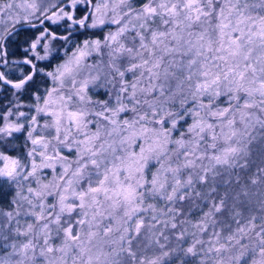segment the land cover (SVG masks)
I'll list each match as a JSON object with an SVG mask.
<instances>
[{
  "label": "snow or ice",
  "instance_id": "1",
  "mask_svg": "<svg viewBox=\"0 0 264 264\" xmlns=\"http://www.w3.org/2000/svg\"><path fill=\"white\" fill-rule=\"evenodd\" d=\"M0 264H264V0H0Z\"/></svg>",
  "mask_w": 264,
  "mask_h": 264
}]
</instances>
